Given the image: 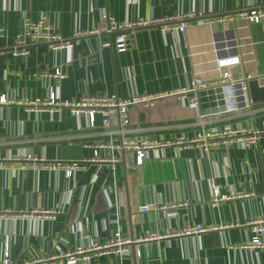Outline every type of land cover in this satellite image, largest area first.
<instances>
[{
    "label": "crops",
    "instance_id": "1",
    "mask_svg": "<svg viewBox=\"0 0 264 264\" xmlns=\"http://www.w3.org/2000/svg\"><path fill=\"white\" fill-rule=\"evenodd\" d=\"M258 8H264V0H0V99L5 100L0 102V261L7 249L15 264L49 258L54 264H82L68 262L67 254L119 232L134 241L129 255H92L83 264H264V249L240 248L253 238V222L264 218L263 141L249 149L235 146L207 154L169 147L149 152L138 167L131 154L99 151V160L67 179L63 171L42 166L92 160L88 146L120 135H106L100 115L90 128L86 117L68 108L36 110L23 104L49 92L69 102L84 95L159 97L188 88L194 78L216 81L215 60L227 53L216 51L215 42L226 36L233 38L230 44H236L240 56L239 66L230 70L232 78L257 83L254 90L248 83L249 111L217 114L220 88L199 92V110L175 95L160 97L128 108L122 136L189 140L202 127L199 114L206 115L209 130L228 124L261 130L264 94L257 88H264V24L243 19ZM192 12L201 17L188 19L183 33H162L156 26L133 30L122 53L114 49L113 35L73 37L97 28L102 14L123 23ZM223 15L236 20L202 21ZM41 17L72 48L53 51L46 43H30L26 56L14 57L22 21ZM57 68L65 77L48 78ZM112 126L119 129L116 120ZM65 146H78L80 159L63 153ZM180 203L185 206L169 208ZM142 205L155 209L139 214ZM196 225L213 230L181 233ZM151 234L156 236L145 240Z\"/></svg>",
    "mask_w": 264,
    "mask_h": 264
},
{
    "label": "built area",
    "instance_id": "2",
    "mask_svg": "<svg viewBox=\"0 0 264 264\" xmlns=\"http://www.w3.org/2000/svg\"><path fill=\"white\" fill-rule=\"evenodd\" d=\"M197 16L199 17L200 14L196 15L192 12L190 14H179L162 19L138 18L133 22L118 23L111 19L107 14H102L97 28L90 32H76L73 37L82 38L88 35H113V47L116 52L122 53L129 46V34L137 28L156 26L162 33L172 30L183 33L187 24L186 21L188 19H194ZM243 19L250 24H264V8L251 9L247 11L243 14ZM235 20L236 17L234 15H223L212 19L202 18L203 22L209 23H226L234 22ZM3 35V29L0 28V38H2ZM224 37L225 38H223V40L215 42L217 47L216 51L225 52L227 54L218 57L215 60V68L220 73V77L218 80L210 83H205L200 78H194L188 88L159 97L136 96L124 100L105 95H84L76 101L69 102L61 101L55 92H49V94H47L44 98H38L34 101L24 100L23 104L32 106L36 110H54L61 107L68 108L74 116L86 117L87 125L90 128H92L95 124L96 115H100L102 118L101 125L104 129V133L106 135H120L119 140L109 139L108 141L88 146L93 151L92 160L50 162L44 164L42 167H47L50 170L63 171L67 179H72L74 174L79 170H83L88 162L99 160V151L116 152L121 156L131 154L135 159L134 165L138 167L142 165L149 152H157L169 147H176L178 150L194 148L199 150L201 153L207 154L210 151L225 150L226 148L235 146L242 149H249L252 146L257 145L260 141L264 142V128L261 130L247 129L228 124L221 128L209 130V128L204 127V125L208 122L205 114H199L198 120L202 127L198 132H196L194 137L189 140H185L183 138H177L174 140H150L144 137L128 138L122 136V128L128 124V108L132 105L150 103L160 97L175 95L180 101L184 102L189 109L199 110V92L209 88H220L222 93V104L218 108L217 114H240V111L242 110L249 111L252 101L248 93V83L251 78H232L230 70L239 66L240 56L237 52H234L236 51V44L232 46L230 44L233 43V38ZM40 42L46 43L53 51L61 49L70 50L72 48V42L70 40L63 39L61 35L55 33L52 27L46 22V18L41 17L36 21H31L29 19H24L22 21L20 31L14 38L12 55L14 57L26 56L28 54V45L30 43ZM231 51L232 53H230ZM64 77L65 76L61 73L59 68L55 70L54 74L48 76V78H55L58 80L63 79ZM4 101V98L0 99V102L4 103ZM114 120L117 121V125L119 127L117 131H113L112 122ZM23 160H30V158L25 157ZM111 161H116V159ZM213 192L214 196L217 197L218 187H214ZM178 206H185V203H180L178 205L172 204L169 208L175 209ZM154 209V206L142 205L137 208V212L139 214H144ZM35 213H40L41 216L54 215L52 212ZM23 217H26V215ZM210 230H213V228L196 225L194 227H186L181 233L184 235L201 234ZM252 231L254 236L251 241L240 246V248L250 251L264 249V241L260 239V236L264 234V218L253 222ZM170 235V233H167L162 236L168 237ZM155 236L156 235L151 234L145 240L154 238ZM5 244L6 248H8V241ZM133 244V240L123 238L119 232H115L110 238L104 240L103 242L94 241L88 247L76 248L73 252L68 253L66 258L70 263L78 261L83 264L88 261L92 255H129ZM33 263L54 264V258H49L44 261L36 260L35 262L25 264ZM0 264H15L10 261L7 249L4 253V257L0 261Z\"/></svg>",
    "mask_w": 264,
    "mask_h": 264
},
{
    "label": "water",
    "instance_id": "3",
    "mask_svg": "<svg viewBox=\"0 0 264 264\" xmlns=\"http://www.w3.org/2000/svg\"><path fill=\"white\" fill-rule=\"evenodd\" d=\"M227 35V34H226ZM228 36V35H227ZM231 36V35H230ZM229 37V36H228ZM256 81H252L249 83V88L250 90H254L256 88ZM258 92L261 93V94H264V88H257ZM62 151L63 153L67 154L68 152H72V153H76L74 158L76 160H79L80 159V155H79V148L78 146H65L62 148Z\"/></svg>",
    "mask_w": 264,
    "mask_h": 264
}]
</instances>
